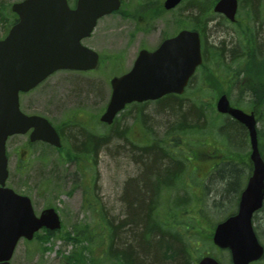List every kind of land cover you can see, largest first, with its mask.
Segmentation results:
<instances>
[{"label":"rangeland","instance_id":"obj_1","mask_svg":"<svg viewBox=\"0 0 264 264\" xmlns=\"http://www.w3.org/2000/svg\"><path fill=\"white\" fill-rule=\"evenodd\" d=\"M21 1L0 0L2 11L0 35H6L12 25L10 22L14 13L11 6ZM75 1L69 0L72 7ZM216 1L198 0L194 5L199 9L201 4ZM122 2L121 10L100 20L93 36L84 42L102 58L95 72L59 71L35 90L21 96L23 111L29 115L47 118L60 131L64 148L57 151L44 143L30 144L28 136L11 138L7 146L10 157L8 186L30 197L37 215L46 208L57 209L63 229L43 245H39L35 239L21 240L12 264H69V257L74 255L76 250L75 246L65 242L63 237L68 233L74 234L77 225L82 227L81 231L87 229L84 226L88 227V232L90 231V235L93 236L89 243L91 254L87 253L89 264H115L112 259L101 257L103 251L110 246V242L109 245L108 242L102 245L100 236L104 234L106 224L110 222L112 226H121L118 229L116 249L123 252L120 249L122 246L120 237H123V243L128 241L132 244L134 233L131 234L130 229L133 228L129 225V214L132 211L127 202L136 193L135 184L139 180L142 181L144 168L140 161L145 156V153L136 150V147L147 148L152 141L158 142L160 146L166 145L170 150H177L178 153L174 157L169 153L167 155L172 157L170 159L184 162L181 178H186L188 184L181 182L180 187L167 189L170 190L167 193L161 192L157 201L159 205L157 213L152 215L151 220L161 219L164 222L172 220L170 225L173 230L168 233L172 237L168 235L166 237H169L179 249L192 248L190 256L183 254L186 264H196L199 258L208 253L217 257L222 264H232L229 251H218L205 243L197 246L193 240V231L191 228L187 230L193 215L195 218L192 221L202 222L201 228L206 235L212 231V223L236 212L241 190L245 187L248 174L251 173L247 165L251 152L249 137L243 139L244 134L238 135L228 143V146H224L226 141L213 130L215 128L213 119L217 114L215 109L217 94L206 83L205 74L207 68L211 66L212 57L214 59V55L218 54L221 48L227 52L231 48L233 53L236 44L232 43L234 41L237 43L240 36L243 45L247 46L243 33L245 28H250L255 34L257 31L264 34V0H239V22L236 25L226 23L220 15L212 16L213 19L207 28L201 30L202 43L209 58L204 63L202 71L199 70L194 77L186 94L180 98L132 105L119 115L112 126H107L100 123L99 119L112 95L110 81L129 72L142 49L156 48L163 39L175 35L182 25L185 27L189 24V14L185 10L188 2L183 3L176 11L158 15L159 3H164V0H153L151 2L154 3L152 8L155 13L149 21H146L149 17L148 8L145 6V3H149L147 0ZM6 18L9 19V23ZM255 42L256 47H249L253 48L254 52L260 51L258 43H264V37L257 38ZM220 71L224 72L221 79L225 89L231 87L230 100L233 103L240 100L246 105L239 95L242 82L237 83L236 80L230 82L229 75L223 68H220ZM198 99L211 104V108L205 109L208 111L207 115L205 113L204 119L195 124L201 125L204 133L212 131L213 136L207 135L203 139V146L193 142L198 158H194L192 163L185 160L191 153L189 150L191 147L186 144L179 145L178 140L171 142L172 136L167 139V143L163 140L168 137V131L174 130L173 128L178 126L176 122H179L176 113L170 109L178 106L179 111L193 110V113L198 115L199 111L203 113L200 107H204L197 104ZM140 118L144 124L138 120ZM219 119L228 120L225 117ZM194 121L195 117L189 123ZM262 128L264 126L260 123L259 129ZM102 137L108 138L109 142L97 157L92 158L93 154L87 158L86 155L79 156L77 163L71 162V159L80 152L77 149L80 142L86 138ZM259 143L260 148L264 147V140H260ZM225 153L231 158H222L220 161L239 163L237 167L240 173H235L236 182L231 188L235 191H228L231 179L226 174L223 173V176L218 173L208 174L210 168L214 166L213 162L217 163L219 156ZM176 199L178 204L184 205V210L177 211V217L172 219L156 217L161 214L168 216L164 208L174 204ZM200 202L202 205L200 212L208 219H202L204 216L198 211ZM102 226L105 228L102 229ZM254 227L264 245V207L256 215ZM175 230L179 234H176ZM254 264H264V259Z\"/></svg>","mask_w":264,"mask_h":264},{"label":"water","instance_id":"obj_2","mask_svg":"<svg viewBox=\"0 0 264 264\" xmlns=\"http://www.w3.org/2000/svg\"><path fill=\"white\" fill-rule=\"evenodd\" d=\"M183 0H166L167 10ZM238 0H220L215 13L236 20ZM121 8V0H77L71 9L68 0H24L12 11L19 16L5 40L0 41V264H10L18 242L32 240L46 228L56 231L61 221L54 209L35 215L30 198L6 188L9 136L25 134L31 128L32 141H44L61 147L55 128L44 118L27 116L20 110V92H29L59 70L90 71L98 67L99 55L82 45L92 35L98 20ZM202 64L201 41L197 32L182 31L166 40L158 50L140 52L131 72L112 80L113 94L101 121L112 124L127 104L158 100L168 94H183L190 78ZM217 110L228 114L249 131L253 174L243 191L238 213L219 223L213 242L229 249L233 264H251L264 256V247L253 228V216L264 203V160L259 151L257 121L233 108L223 95ZM198 264H220L212 256Z\"/></svg>","mask_w":264,"mask_h":264},{"label":"trees","instance_id":"obj_3","mask_svg":"<svg viewBox=\"0 0 264 264\" xmlns=\"http://www.w3.org/2000/svg\"><path fill=\"white\" fill-rule=\"evenodd\" d=\"M149 3H145V6L152 3L153 0H147ZM198 0H192V3L189 4L190 13L188 15V22L189 26H191L193 29L200 31L203 28H207V25L210 20H212V8L215 5V3H207V4H201V8L198 9V6L194 5L195 2ZM201 1V0H200ZM161 8V7H160ZM195 8V9H194ZM163 11V8H161ZM0 13L2 15V11L0 10ZM196 19H200L197 20ZM7 23H9V19L6 18ZM264 24V21H263ZM264 28V27H263ZM244 38L247 42L246 49L249 50V46L256 47L255 40L257 38L264 37V34L262 32L257 31L256 34L253 33V31L250 28H245ZM242 40V37H239ZM258 43V42H257ZM258 43L260 51L254 52V49L252 51H249L245 54L247 57L246 61H240L236 62L237 68H234L233 66H229V64L226 62L227 55L225 53V49L221 48L220 52L218 54L214 55V59L212 57L210 64L211 66L207 68L205 78L206 83L214 88L217 95L219 96L223 93H226L227 91L224 90V86L222 84V77L224 72L220 71V68H223V70L226 72V74H232L234 73L235 77L240 78L242 75V78H240V81L242 84L245 85L246 90H249L253 92L255 95L258 90H264V43L260 42ZM206 60H208L209 56L205 55ZM264 95V91L262 92ZM196 95V94H195ZM199 97V96H198ZM176 98L173 96H169L166 99ZM198 105H204L200 108L203 110V113L199 111L200 113L198 115H195L196 113H193V110H180L179 107H172L170 110L176 113V117L179 122L177 123V127H174L172 131H168L167 138L163 140L164 143H167V139L170 138V136L173 137L174 140H178L179 145L181 144H187V141L192 144V138L195 141L196 137H194L193 134L198 133V130L202 131V127L197 123V121H201L204 119V117L207 115V110L210 109L211 104H208L200 99L197 100ZM254 107L255 111L258 112L260 122L264 126V100L260 104H256L255 102L250 103V108ZM176 110V111H175ZM178 110V111H177ZM195 111V110H194ZM197 112V111H195ZM206 113V115H205ZM189 116H191L189 118ZM195 117V121L193 123H189L190 120H193ZM220 115L215 114L213 122L215 128L213 129L214 132H218V136L224 137V139L231 140L240 135L244 137H247V131L243 126L238 124L235 121H222V119H219ZM188 121V122H187ZM212 135V131L208 132ZM206 134V135H210ZM260 140H264V128H262L259 131ZM172 139V140H173ZM242 140V139H241ZM185 141V142H184ZM109 142V139L102 138H94V139H88L86 138L82 142H80L79 147L77 149L86 154V157H89V155L92 153L96 157L98 156L99 152L105 145ZM197 142L200 143V140L197 139ZM158 142H153L151 147L138 149L136 147V150H141L145 153V156L142 161V167L144 168L143 171V177L142 181L139 180L135 184V192L134 195L131 197V199L128 200L127 205L129 206V209H131L132 213L129 214V225L133 228L130 229L131 234L134 233L133 242L130 244V242L123 243V237H120L121 241V250L123 252H119V249H116V241L118 236V229L121 227L112 226L110 222L106 224V231L104 234H102L100 237L102 239V245L110 242V246L106 250L103 251L101 257L103 259L108 258L115 261V264H186L185 260L183 258V254L189 255V252L192 251V248L187 247L186 249H179L173 241L170 240L168 236L170 234V231L173 230V227H171L170 222L172 220H169L170 222H164L161 219L159 220H151L152 215L154 213H157L158 204L155 203V196L158 191V188L160 185H166L171 186L173 182L177 181L178 172L175 173L171 169V165L164 160V157H169L167 153L163 152V147L165 145H161L160 148L157 146ZM175 145V147L179 146ZM261 152L264 156V147L261 146ZM92 152H91V151ZM191 152L194 153L192 147L189 149ZM174 155L177 154V150H173ZM158 153H160L158 155ZM194 156V155H193ZM72 158V156L70 157ZM76 156L73 157L71 160H78ZM195 158H198V155H195ZM226 158V157H224ZM243 163V162H242ZM179 166L180 171L183 170L184 164H176ZM219 175L223 176V173L226 174L228 177H230L231 182L228 186V191L233 190L231 189L233 184L236 182L235 173L240 171L238 170V167L236 164L231 163H222V165L215 170ZM221 176V177H222ZM153 180V181H152ZM152 182V183H151ZM235 191V190H233ZM187 206V205H186ZM171 207V208H169ZM167 214L170 215H176L177 211L184 210V205H178L176 207L168 206L164 208ZM204 215V214H203ZM202 216V215H201ZM207 218V217H202ZM172 219V217H171ZM208 219V218H207ZM194 220V217L191 219L189 223V228H191V231H193V240L196 241L197 246H200V243H205L206 245L209 244L212 248V242H211V235L209 232L204 235V231L201 228L202 222L198 221H192ZM218 221L211 224L212 227H214L217 224ZM154 223V224H153ZM104 224V223H103ZM102 224V225H103ZM181 224V223H180ZM109 225V226H108ZM200 227V228H199ZM88 229V227H85ZM105 227L102 226V229ZM140 228V231H139ZM80 231L77 229V231L74 232V234L68 233L65 237H63V240L67 243H71L75 246V253L71 257H69V264H89L87 253L91 254V250L89 247V243L93 240V236L90 235L88 230ZM197 229V232L195 230ZM104 231V230H103ZM176 231V230H175ZM190 231V232H191ZM169 233V234H168ZM176 234H179L176 231ZM130 235V234H129ZM55 235L49 231H45L44 234H36L35 240L38 241L39 245H43L47 242H49L52 238H54ZM172 237V236H171ZM97 238V237H95ZM118 240V242H120ZM87 242V245L85 243ZM134 243V244H133ZM138 244V245H137ZM194 248V247H193ZM194 250V249H193ZM93 254V253H92ZM190 256V255H189ZM192 256V255H191ZM199 257V255H198ZM91 259V257H90ZM91 262V261H90ZM92 263V262H91Z\"/></svg>","mask_w":264,"mask_h":264},{"label":"flooded vegetation","instance_id":"obj_4","mask_svg":"<svg viewBox=\"0 0 264 264\" xmlns=\"http://www.w3.org/2000/svg\"><path fill=\"white\" fill-rule=\"evenodd\" d=\"M164 4V3H163ZM159 5H160V3H159ZM181 6V5H180ZM180 6H178V7H176L175 9H173V10H171V11H176V10H178V8L180 7ZM159 10H161V8H160V6H159ZM162 11V10H161ZM170 11V12H171ZM162 13H163V11H162ZM150 20V17H148L147 19H146V21H149ZM226 23H228V24H231L230 22H228L227 20H226ZM233 25V24H232ZM6 29V28H5ZM180 32V31H179ZM7 34L8 33H6V35H0V40L1 39H4L6 36H7ZM178 34V32L175 34V35H172V36H170V37H168V38H165V39H163V41L156 47V48H153V49H142V50H147V51H150V52H153V51H156L161 45H162V43L164 42V41H166L167 39H169V38H172V37H175L176 35ZM234 42H236V41H234ZM232 43L233 45H235V47L234 48H238L239 49V51H237V50H235L233 53H232V49L230 48V50H229V55H230V57L231 58H239L240 59V57H244V54H243V50L241 49V47H240V45H239V43L237 42V43ZM233 48V49H234ZM141 50V51H142ZM140 51V52H141ZM139 52V53H140ZM243 54V55H242ZM260 98L259 97H257V100H259Z\"/></svg>","mask_w":264,"mask_h":264},{"label":"bare ground","instance_id":"obj_5","mask_svg":"<svg viewBox=\"0 0 264 264\" xmlns=\"http://www.w3.org/2000/svg\"><path fill=\"white\" fill-rule=\"evenodd\" d=\"M163 157H164V160H166L171 165V169L173 170V172H175V173L180 172V169H179L178 165H176L174 162H172L167 157H165V156H163Z\"/></svg>","mask_w":264,"mask_h":264}]
</instances>
